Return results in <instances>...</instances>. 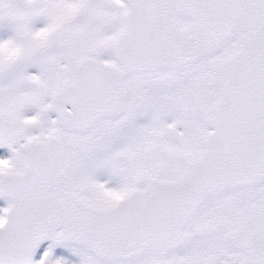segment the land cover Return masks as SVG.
Segmentation results:
<instances>
[{"label":"snow or ice","instance_id":"obj_1","mask_svg":"<svg viewBox=\"0 0 264 264\" xmlns=\"http://www.w3.org/2000/svg\"><path fill=\"white\" fill-rule=\"evenodd\" d=\"M0 264H264V0H0Z\"/></svg>","mask_w":264,"mask_h":264},{"label":"rangeland","instance_id":"obj_2","mask_svg":"<svg viewBox=\"0 0 264 264\" xmlns=\"http://www.w3.org/2000/svg\"><path fill=\"white\" fill-rule=\"evenodd\" d=\"M5 150L4 149H0V153H3ZM3 201L2 200H0V206H3Z\"/></svg>","mask_w":264,"mask_h":264}]
</instances>
